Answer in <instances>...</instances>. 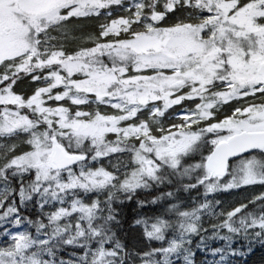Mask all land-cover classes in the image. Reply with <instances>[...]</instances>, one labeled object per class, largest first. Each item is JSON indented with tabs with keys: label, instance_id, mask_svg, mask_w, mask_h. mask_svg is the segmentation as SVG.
<instances>
[{
	"label": "snow or ice",
	"instance_id": "6c2138e0",
	"mask_svg": "<svg viewBox=\"0 0 264 264\" xmlns=\"http://www.w3.org/2000/svg\"><path fill=\"white\" fill-rule=\"evenodd\" d=\"M164 168L185 178L199 170L184 189L204 199L137 217L145 239L163 241L170 226L177 234L130 255L173 253L197 234L203 251L208 232L226 242L264 236V0H30L0 23V178L14 179L0 186V264H49L41 249L52 255L48 233L37 240L23 227L32 225L26 183L40 196L49 180L82 192L87 201L74 198L44 220L53 238L71 226L59 223L67 216H76V237L82 224L95 237L99 193L118 184L135 194ZM36 221L39 234L46 225ZM63 243L78 251L61 264H113L106 257L125 250L120 241L106 247L108 235L95 248ZM184 251L183 264H196L195 251Z\"/></svg>",
	"mask_w": 264,
	"mask_h": 264
},
{
	"label": "trees",
	"instance_id": "16d2710c",
	"mask_svg": "<svg viewBox=\"0 0 264 264\" xmlns=\"http://www.w3.org/2000/svg\"><path fill=\"white\" fill-rule=\"evenodd\" d=\"M241 1L244 2V0ZM192 163H194L192 159H186L184 161L185 165H191ZM198 171L199 170H193V172L190 173V178H185L177 177L174 172L164 168L159 174L160 179L158 181H147L146 187L137 190L135 194L121 191L115 192L114 190L100 192L98 199L101 202L103 211L98 213V218L95 219L92 226L95 227L99 225L101 232L95 237L91 235L88 228L83 224L82 227L84 228L85 235L82 237H75L70 227H67L64 232L59 233L55 238L51 237V226L46 224L43 215L45 211H51L49 202L45 201L44 197L40 196L39 193H32L27 183L25 184V191L29 193L31 198L24 202V209L22 211L32 220V225L28 226L32 231H35L37 228V216H39L41 222H44L46 225L39 234L45 237L44 233H48L50 242L47 247L51 250L52 255L49 257L43 252V249H41L40 254L44 260L59 262L61 261V257L65 258L70 253L78 251V249L73 246H65L63 243L64 240L70 241V238H72V245L87 244L95 248L104 241V236L108 235L109 243L106 247L115 245L117 241L122 242L125 246V250L119 251L117 256L109 257V259L113 261V264H121V261H123V264H138L139 256L130 255V253L133 249L144 251L145 246H148V240L143 237L141 227H133L132 222L141 215L150 217L163 211H165L167 215L168 205L170 204H178L180 207H184L191 204L193 200H198L200 196L198 191L192 190L191 188L187 191L184 189V185H190L196 179ZM73 172L75 173V169H73ZM65 174L66 172H61L60 179H65ZM4 182L5 184L9 182L14 183V179L9 176L4 178ZM109 192L111 193V209H109L105 203V200L108 199ZM169 192L171 193V197L165 195V193ZM93 195H96V193H93ZM129 196L131 197L130 200L127 199ZM77 197L85 201L88 199L84 197L82 192H74L72 195L67 192L62 196V207H69V202ZM153 198H156V205L150 203ZM38 201L43 205L40 209L37 208ZM119 201H123V203ZM137 201H143V206L138 208L136 206ZM178 210L179 209H174L173 211ZM107 215L114 216L119 220V223L107 221ZM170 217L171 216H169V218ZM170 230L169 227L168 231L165 232V237L169 235ZM112 233H115V235H112ZM198 241H201L200 234L195 237L191 245H188V248L190 247L195 251L196 264H264V236L255 237L250 234H242L232 237L227 242L217 238L203 239V251L198 248L196 249ZM216 248L222 249V251L212 254L210 250ZM230 248L237 254L229 255ZM58 249L60 250L58 251ZM222 256L225 258L221 259Z\"/></svg>",
	"mask_w": 264,
	"mask_h": 264
},
{
	"label": "rangeland",
	"instance_id": "374dc122",
	"mask_svg": "<svg viewBox=\"0 0 264 264\" xmlns=\"http://www.w3.org/2000/svg\"><path fill=\"white\" fill-rule=\"evenodd\" d=\"M240 2L243 3L241 0H240ZM29 3H30V0H0V23L7 24L8 22H10L12 20H15L17 16H21L22 14H24L28 10ZM229 15H231V13H229ZM223 110L224 109L221 108V111H223ZM100 150L102 151L103 148H101ZM99 163L101 165H103L104 167H109L110 166L109 162L106 161V160H101ZM87 166H89V165H86V167ZM90 166L94 168V167H96V164H90ZM63 172H65V171H63ZM191 172H193V170ZM66 177H67V173L65 174V179H66ZM149 180L150 179H145V184ZM4 184H5L4 178H0V186H3ZM44 187L48 188V192L42 197H44L45 201L49 202V207L51 208V210H54V208L57 207V206H62V196L65 193L68 192L69 194L72 195L74 192H80V191H75V190H65V191L61 192L59 190V188L56 186V181H53V180H49V181L45 182V184H43L42 187H41V191L43 190ZM108 190H114L115 192L121 191L118 184L115 185V186H109L105 190H103L102 192L108 191ZM53 192H56V199L55 200L52 197V193ZM121 192H127L128 193L127 190H124V191H121ZM216 198H220V197H216ZM203 199L204 198L200 195L198 197V200H196V202L197 203L202 202ZM210 199H211V197H209V200ZM224 199L231 200L232 198L231 197H226V195H225ZM191 206H192V203L187 205V207H191ZM211 206L212 205L210 204V207ZM171 218L172 217H170L169 219H171ZM93 222H95V220ZM59 223L60 224L71 225L70 228L72 229L73 234L75 236V232H76V228H75L76 216L64 217L61 221H59ZM23 227L27 228V231L33 236L34 239L40 240V239H44L45 238V237H43L42 234H38L36 232V230L32 231L28 227V225L27 226L24 225ZM170 229L171 230H170L169 235L167 237H165V239L163 241H156L154 239H147L148 240V243H147L148 246H145L144 251L148 252L151 248H161V247L166 246L168 244V242H169V238L173 237V236H176V234H177L174 227L170 226ZM242 234L243 233H241L240 235H242ZM197 235H192L191 236V241H193ZM203 235H204V239L216 238V237L212 236L211 232L205 233ZM209 237H211V238H209ZM72 240L73 239L70 238V241H72ZM149 244H150V246H149ZM151 244H153V245H151ZM185 248H188V244L181 243V246L176 250V252H173V253L158 252V253L150 254V255H147V256H144V257H140L139 256V263L138 264H145V262H147V264H152L153 260L156 261V264H164V258L165 257H167V259L169 261H171L172 264H183V261L180 259V257H183L185 255V251H184ZM70 254L68 256H66L64 259L65 260L73 259V257ZM106 259H109V257H106ZM49 264H61V261H59V262L49 261ZM223 264H225V263H223Z\"/></svg>",
	"mask_w": 264,
	"mask_h": 264
},
{
	"label": "water",
	"instance_id": "95a60500",
	"mask_svg": "<svg viewBox=\"0 0 264 264\" xmlns=\"http://www.w3.org/2000/svg\"><path fill=\"white\" fill-rule=\"evenodd\" d=\"M61 172H63V170H61Z\"/></svg>",
	"mask_w": 264,
	"mask_h": 264
}]
</instances>
